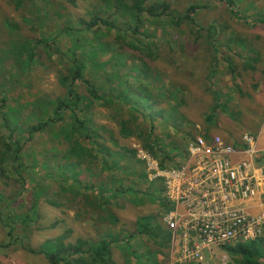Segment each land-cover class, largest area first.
Returning a JSON list of instances; mask_svg holds the SVG:
<instances>
[{"label":"trees","instance_id":"obj_1","mask_svg":"<svg viewBox=\"0 0 264 264\" xmlns=\"http://www.w3.org/2000/svg\"><path fill=\"white\" fill-rule=\"evenodd\" d=\"M5 1L10 11L19 12L21 9L28 10L27 7L33 0ZM223 2L225 7L223 12L217 13V17H210L211 9L217 8V5L208 7L203 3L192 4L185 8L183 14L176 13L172 16L175 9L170 0H96L95 8H103L107 16L104 18L98 16L87 24L79 18L81 25L86 28L85 31H88L89 35L94 34L95 42L88 37L87 44L79 55L72 52L63 53L66 64L62 63L63 69L57 72L58 81L65 89L63 97L52 101V108L40 107L38 111L40 115L27 112L23 122L18 121L15 115L19 110L17 106L25 108L24 101L20 100L17 105L2 108L7 97L2 98L1 121L6 130L5 134L0 130V179L5 182L3 178H12L14 182L21 183L24 189L38 179H44L45 182L31 189L32 204L27 205V209L19 213L11 227L9 215L4 217L2 210L5 209L6 202L8 210L13 208V204H9L10 199L0 193V225L5 230V240L0 243V251L9 250L13 246L12 239L17 238L22 251L42 255L48 264H117L114 260L112 242L106 236L92 245L84 239H79L74 244L69 241L71 232L66 231L55 238L45 240L38 247H33L31 236L41 229L33 225L40 220L38 203L44 198L49 206L64 211L73 207L82 208L89 215L96 214L92 220L100 226L117 223L123 225L121 214L126 207L118 208L119 198L133 193L135 182L148 178L147 167L144 162L136 159V150L127 146L121 147L117 143L115 134L112 135L111 141L121 150L120 152L117 150L112 152L97 142L95 137L101 136L94 132L92 127L93 109L96 106L111 107L114 111L113 118L119 126L120 136L126 140L130 138L138 140L146 152L157 159L161 157L160 165L163 169L171 162L173 154L189 156L186 145L198 132L186 127L187 117L184 116L183 108L188 105L187 98L175 96L179 95L181 90L186 94L189 92L188 85L186 86L180 79L197 83L195 74L183 68V59L188 47L195 43L193 46L195 50L201 45L202 39L208 40L210 50L205 49L200 60L202 63L207 62L204 69L208 75L203 86L209 84V81L212 82V87H208V90L214 89L215 101L218 96L216 89L221 81L219 79L216 83L213 78L222 74H237L235 60L244 51L250 54L246 70L251 64L262 61L259 46L261 44L264 47V41L260 36L238 35L232 31L225 45L217 44L222 30L233 29V21L245 20L244 9H236V6L242 4L240 0L238 3L237 0H221V3ZM57 7L58 4L55 5V10ZM226 10L228 19L222 17ZM1 11L5 10L0 4ZM45 14L50 15L51 11L48 10ZM209 18L211 21H206ZM128 21L135 23L132 32L125 26ZM260 24L264 27V15ZM105 28L108 30H104ZM18 29L17 24L8 21L1 25V30ZM170 30L176 33L168 35L162 43L155 40L161 37H152V32L161 35L169 33ZM78 32L81 34L83 30H71L70 33L75 35ZM185 32H193L196 36L187 35ZM102 38H112L114 43L101 42ZM0 43L3 44L0 51L1 64L4 62L21 65L23 72L33 70L37 48L28 49L16 41ZM6 44L8 47L5 49ZM141 45H150L144 53L147 60L136 54V51L143 54L144 49ZM164 48L169 49L165 54L166 58L172 49L174 52L182 51L178 52L182 55L178 65H175L176 60H171L177 71L176 76L164 73L152 64L162 57ZM92 50L94 52L91 53ZM126 50L132 51L131 55ZM105 55L107 59H103ZM91 65L94 71L98 72V79H87L88 66ZM121 72L124 74L121 75ZM115 76H119V83L114 81ZM77 82L86 84V90L81 91ZM165 95L168 97L164 98ZM221 104L219 102L211 108L207 122H213L215 114L223 110ZM158 119L163 123L155 125ZM181 120H185L183 124ZM49 126L54 130L50 132ZM48 136L54 139L55 148L58 150L52 159H47L51 148L46 150L40 145ZM204 137L207 140L211 139L209 133H204ZM236 147L242 148L240 143H236ZM38 153L45 154L31 160ZM56 159L59 163L52 167L51 162ZM123 160H126L127 164L121 165ZM136 162L142 164L139 173L132 172ZM91 165L109 170L105 176L106 183L101 181L96 184L79 177L80 169H84L86 175L90 174ZM114 178L118 179L109 181ZM57 180L60 181L59 184L56 183ZM124 180H127L128 185L121 184ZM47 182L49 184L46 185ZM141 195L150 199V188L144 194L143 192L138 194L130 203L137 207L143 205L145 200ZM165 211L164 214L168 209ZM141 219L146 221L141 227V235L158 230L156 222L159 219L156 217L149 215ZM160 223L162 225V221ZM163 223L171 231L169 224ZM129 240L125 241L127 248L132 247ZM224 249L232 256L234 264H264L263 240L250 243L249 246L239 245ZM238 259V263L235 262Z\"/></svg>","mask_w":264,"mask_h":264},{"label":"rangeland","instance_id":"obj_2","mask_svg":"<svg viewBox=\"0 0 264 264\" xmlns=\"http://www.w3.org/2000/svg\"><path fill=\"white\" fill-rule=\"evenodd\" d=\"M170 1L175 9L172 16L176 13L183 14L185 8L197 3H203L208 7L212 5L218 6L217 8L211 9L209 13L210 17H217L216 14L222 13L225 8L224 2L221 3V0ZM240 1L242 4L236 6V9H244L243 15L245 16V20L240 19L237 22L233 21V29L222 30L223 32L220 34V39L217 42L218 45H225L232 31L238 35L260 36L264 41V27L260 24L262 16L264 15V0ZM5 2V0L2 2L0 1V4L3 5L5 10L0 12V38H2L0 41H16L20 45L26 46L28 49L31 47L37 48V57L31 72H23L21 65H14L13 63L6 64L4 62L2 64L0 63V101L3 97H7L2 108H6L9 105H17L20 100H23L25 108L22 109V107L17 106L16 108L19 110H17L18 114L15 115L18 121L23 122L27 112H29V114L40 115L38 112L40 107L52 108L51 102L63 97L65 89L59 83V75L57 74L59 70L63 69L62 63L66 64L63 53L72 52L73 54L77 53L79 55L85 48L88 37L92 38V41L95 42L94 34L89 35L88 31H85L86 28L81 25L79 18H82L87 24L91 23L93 19L98 16L104 18L107 16V12L103 8H95L94 4L96 0H33L27 7L28 10L21 9L19 12L10 11ZM238 2L239 0H237V3ZM56 4H58L57 10L54 8ZM48 10L51 11L50 15L45 14ZM93 12H95V14H93ZM222 17L228 19L227 10ZM5 21L17 24L19 29L16 31L1 30V25H3ZM206 21H211V19L209 18ZM203 25H205V22ZM125 26L132 32L135 23L128 21L125 23ZM71 30H83V32L81 34L78 32L74 35L70 33ZM104 30L108 29L105 28ZM174 33H176V31L172 30H170L169 33L161 35L152 32V37H161V39L156 38L155 40L158 43H162V41L168 38V35H173ZM185 33L187 35L196 36L193 32ZM143 40L147 41L145 38H143ZM103 41L114 43L112 38H102L101 42ZM194 44L190 45V48L188 47V50L185 52L183 68L195 74L197 83L180 79L182 83L186 84V86L188 85L189 92L186 94L184 90H181L179 95H175L187 98L188 105L183 108L184 116L187 117L186 127L188 129L192 128L194 132H202L201 135L203 136L204 133H209L210 137L220 136L226 142L231 143L239 140L244 134L259 137L260 140L264 138V47H262L261 44L259 46L262 52V61L260 63L251 64L250 68L246 70V67L249 65L247 59L250 57V54L244 51L242 55L235 60L238 68L237 74H222L213 78L216 83L219 79L221 81V84L218 85L216 89L218 96L217 101H215L213 95L214 89L208 90V87H212V82L209 81V84L203 86L208 75L207 71L204 69L207 62L202 63L200 60L201 53L205 49L210 50L209 42L207 39H202L201 45L193 50ZM141 46L144 49L143 54L137 51L136 54L147 60L148 58L145 57L144 53L149 49L150 45ZM7 47L8 45L6 44L4 48L6 49ZM2 48L3 44L0 43V51ZM168 50L169 49L164 48L162 57L152 64L164 73L176 76L177 71L171 60H176L175 65H178L182 57L181 53L178 52L182 51L174 52V49H172V52L168 53V57L166 58L165 54ZM92 52L94 51L92 50L91 53ZM126 52L130 53V55L132 53V51L130 52L129 50H126ZM107 58L108 57L105 55L103 59ZM123 74L124 72H121V75ZM87 79H98V72L94 71L92 65L88 66ZM114 79V81L119 83V76H115ZM112 84L115 85L114 83ZM78 88L81 91H85L86 84L78 83ZM167 97L168 95L164 96V98ZM219 102L222 103L221 107L223 110H219L215 114L213 122H207V116L210 114L211 108ZM93 111V131L101 136V138L95 137L97 142L101 143L112 152L116 150L120 152L121 150L117 149L111 141L112 135L115 134L117 143L121 147L127 146L136 150V159L141 163H145L148 178L135 182L133 184L134 192L119 198L120 204L118 208L126 207L121 214L123 225L117 223L109 226H100L95 224L94 220H92V217L96 216V214L89 215L84 209L79 207L65 209L64 211L49 206L44 198H42L38 203L40 220L33 223V225L41 229L32 234L31 245L33 247H38L45 240L55 238L60 234L66 233V231H70L71 235L69 241L74 244L79 239H84L92 245L93 242L96 243L103 237H108L112 242L114 260L117 264H234L232 262V256L225 251L224 247L198 248L191 246L189 250L193 252L194 258L188 261V256L184 253L185 250L182 247L180 249L179 246L174 247L171 241V231L163 223L165 222L164 216L167 215L174 206L164 195L167 192V186L166 177L162 174L163 172H181L188 156L185 157L179 153L173 154L171 162L163 169L160 165V161L162 160L161 157L157 159L146 152L138 140L133 138L126 140L120 136L119 126L113 118L114 111L111 107L96 106ZM1 113L2 109L0 108V130L5 134L6 128L2 125ZM184 121L185 120H181V123L183 124ZM162 123L163 121L158 119L155 125H160ZM48 129L50 132L54 130L51 126H49ZM162 137L168 138V136ZM40 145L46 150L51 148V153L47 152V159H52L58 152L55 148L56 143L52 137L48 136ZM187 146L188 145H186V147ZM258 147L264 150V146L258 145ZM44 154L45 153H38L34 155L31 160H36ZM238 159H240V157H238ZM58 163L59 160L56 159L54 162H51V166L54 167ZM125 164H127V161L123 160L121 165ZM141 170L142 164L136 162V166L132 172L139 173ZM90 171L91 173L86 175L84 169H80L78 175L81 179L85 178L86 181H93V183L96 184L101 181L106 183L105 176L108 174L109 170L104 167L91 165ZM117 179L118 178L109 179V181H116ZM3 180L5 182H2L0 179V193H3L10 199L9 204H13V208L8 210V204L6 202V207L2 212L4 217L9 215V224L11 227L12 222L15 221L19 213L25 211L27 205L32 204L31 189L34 186L44 183L45 180L38 179V181L28 185L26 189L23 188L21 183L14 182L12 178H3ZM5 183H8V185ZM56 183L59 184L60 181L57 180ZM47 184H49V182H47L46 185ZM121 184L128 185V182L124 180ZM149 188L151 190V200L141 195L145 200L143 205L137 207L130 203L138 194H141V192L144 194ZM11 200L14 201V203ZM166 209H168V212L164 214ZM149 215L159 219V221L156 222L158 230H152L149 234L141 235V227L146 223L145 219L141 218ZM160 221H162V225ZM53 225L55 226L52 227ZM9 229L8 227L7 230ZM138 235L140 236L138 237ZM128 239L132 242V247L127 248L125 241ZM4 240L5 230L3 226L0 225V243ZM12 245L13 246L9 250L0 251V264H48L44 256L29 254L22 251L19 247L20 241L17 240V238L12 239ZM249 245L250 244H247V246ZM186 260L187 262H185ZM238 261L239 259L235 262L238 263Z\"/></svg>","mask_w":264,"mask_h":264},{"label":"built area","instance_id":"obj_3","mask_svg":"<svg viewBox=\"0 0 264 264\" xmlns=\"http://www.w3.org/2000/svg\"><path fill=\"white\" fill-rule=\"evenodd\" d=\"M198 133L187 144L189 156L182 171L162 174L165 197L174 206L164 221L174 247H182L188 261L194 258L191 246L227 248L264 242V211L250 210L254 202L264 205V165L258 164L264 151L258 147L259 137L244 134L231 143L220 136L207 140Z\"/></svg>","mask_w":264,"mask_h":264},{"label":"crops","instance_id":"obj_4","mask_svg":"<svg viewBox=\"0 0 264 264\" xmlns=\"http://www.w3.org/2000/svg\"><path fill=\"white\" fill-rule=\"evenodd\" d=\"M258 144L261 145V146H264V138H262L261 140L259 139L258 141ZM264 151V150H263ZM241 155V154H240ZM258 164L260 165H264V159L261 160V161H258ZM251 212L253 214H259L261 213L262 211H264V205L263 206H260L259 205V202H254L252 205H251Z\"/></svg>","mask_w":264,"mask_h":264},{"label":"bare ground","instance_id":"obj_5","mask_svg":"<svg viewBox=\"0 0 264 264\" xmlns=\"http://www.w3.org/2000/svg\"><path fill=\"white\" fill-rule=\"evenodd\" d=\"M239 147H240V146H239ZM183 164H184V163H183ZM152 167H153V166H152ZM150 168H151V167H150ZM152 169H153V168H152ZM158 169H160V168H158ZM149 170H150V169H149ZM149 170H148V171H149ZM155 173H156V172H155ZM163 173H165V172H163ZM155 176H156V175H155ZM152 177H153V176H152ZM157 179H158V178H157Z\"/></svg>","mask_w":264,"mask_h":264}]
</instances>
